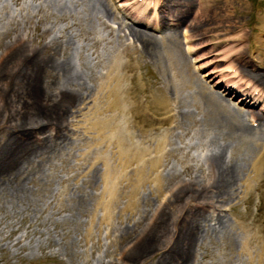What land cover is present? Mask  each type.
Masks as SVG:
<instances>
[{"label":"bare ground","instance_id":"6f19581e","mask_svg":"<svg viewBox=\"0 0 264 264\" xmlns=\"http://www.w3.org/2000/svg\"><path fill=\"white\" fill-rule=\"evenodd\" d=\"M120 2L122 9L127 8L124 17L116 13L110 0H11L23 12L30 5L38 9L37 13L28 10L20 19L5 5L3 10L0 8V91L5 92L0 99V122L2 109L7 113L6 122L0 125V212L5 213L6 209L17 215L21 210L37 208L49 196L48 190H41V196L38 193L46 185L42 177L45 166H38L43 164L41 152L55 154L64 141L67 145L74 143L67 129L57 128L55 121L71 114L70 108L81 100L85 102L92 97L94 136L90 138L97 147L91 149L96 154L91 183L99 192L88 191L87 200L97 201L96 207L108 217L121 196L136 209L142 199L148 200L153 189L150 184H155L156 191L166 192L167 196L150 213L151 218L143 225V239L126 256L132 263L139 259L144 262L155 255L154 264H194L208 239L221 235L234 237L232 232L228 233V211L236 204L237 197L246 196L253 188L256 176L264 173V73L259 72L263 61L260 54L251 52V44L229 54L242 39H250L249 32L238 30L246 23L244 14L250 9L240 0H149V4L155 3L154 13L144 7L140 14L147 19L156 18L154 29L161 32L157 36L126 22L125 17L139 22L141 16L134 12L137 1ZM162 13L165 15L161 16ZM260 15L258 24L264 32V12ZM151 18L144 25L146 28L151 27ZM109 21L118 26L117 36ZM100 26L112 34V42H117L118 47L111 44L110 48H114L107 57L111 62H106L105 75L97 77L88 67L85 50L76 49L72 31H79L92 42ZM120 31L126 40H132L133 46L125 42ZM12 33L14 37H10ZM183 33L187 52L181 39ZM253 40L264 48L263 39ZM229 43L230 51H222ZM134 53L160 62L164 69L176 71L175 75L180 72L183 79L180 88L168 85L167 80L153 82L155 115L143 110V123L134 118L140 116L141 103L120 72L135 68L134 64L122 63L121 54H126L132 62L135 58L130 54ZM188 53H194L195 59ZM234 60L237 64L230 66ZM194 62L203 75L195 71ZM233 68L235 74L231 72ZM9 80L16 86L6 94L8 87L3 91V86ZM16 89L25 95L20 98L21 110L13 113L5 110L4 104L8 98H15ZM40 115L59 136L54 149L39 148L36 139L42 142L45 136L36 137L39 126H26ZM186 118H191L195 125L198 119L197 129L207 132L202 164L197 171L191 169L192 164H188L182 151L186 146L180 144L187 128ZM249 118L257 122L256 127L251 126ZM11 129L16 131L13 138ZM2 132L8 140L2 137ZM36 160L37 164L32 165ZM176 163L183 169H176ZM36 178V186L29 187ZM170 201L180 213L173 218L169 216L172 210L169 213L165 210ZM143 211L148 214L149 210ZM165 226L168 235L162 230ZM21 233L15 239L17 244L29 232ZM247 240L244 247L251 255ZM257 255L260 264H264V249Z\"/></svg>","mask_w":264,"mask_h":264},{"label":"rangeland","instance_id":"374dc122","mask_svg":"<svg viewBox=\"0 0 264 264\" xmlns=\"http://www.w3.org/2000/svg\"><path fill=\"white\" fill-rule=\"evenodd\" d=\"M240 1L247 3L250 12L244 14L246 23L238 30L249 32L250 39L249 41L242 39L235 47V50L233 49L229 54H235L239 49L251 44V52L254 55L259 56L260 54L261 56L263 62L259 64V72L264 73V48L258 43L254 44L253 40L256 37L264 40V32L261 31L258 24V17H261L260 14L264 12V0ZM110 2L120 16V12L116 9L117 4L113 0H110ZM4 5L18 19L30 9H32V12H38V9L31 5L26 12H23L20 10L21 7L18 6L16 8L11 3V0H2L0 6L2 10L5 8ZM125 20L136 29L142 31L141 29L143 28L139 25L132 23L129 19ZM109 25L114 31V35L117 36L119 30L116 23L109 21ZM104 27H98V34L92 42H88L85 37H82L79 31L75 29L72 31L75 35L74 45L76 49L85 50L88 67L94 70L97 77L105 75L104 73H106V67L108 66L106 62H111L107 57L114 48H110L111 44H114L112 42L114 37L111 33L109 35L106 31L108 29L105 27V30L103 29ZM42 28H44V24ZM24 31L23 28L22 32ZM13 33L10 34V37H14L15 34L13 35ZM120 33L124 36L125 42L133 46V43H130L132 40H126L123 31H120ZM182 37L184 36H181V39L185 49V41ZM115 43L114 45L118 47V43ZM237 43L235 42L234 44ZM121 48L119 49L120 51ZM231 48L232 46L229 43L223 47L222 51H230ZM129 51L132 52L133 50L130 49ZM130 55L135 58L132 62H129V57L126 54H121L120 60L126 65L134 64L135 68L133 70L128 68V72L123 69L120 72L126 78V85L133 89L141 103L140 116L135 115L134 118L138 123H143V110L146 114L155 115L156 103L154 102L153 92L156 85L153 82L156 79L159 81L167 80L168 82L166 83L168 85L180 88L183 79L180 72L175 75L173 72L176 71L170 72V68L164 69L163 65L160 66V62L155 63L152 60L140 58L137 53ZM193 59L194 56L192 55ZM236 64L235 60L230 62V66ZM236 68L240 70L239 65ZM236 68H233L232 71L236 70ZM198 73L203 75V72L198 71ZM95 79L94 83L97 82ZM202 79L206 81L205 78ZM14 85L13 81L11 83L10 80L9 83L5 82L3 91L8 87L6 89V94H8ZM145 88H147V91L144 92ZM0 93L1 99L4 97L3 94L5 92L0 91ZM14 95L15 100L8 98L4 106L6 105L5 110H11L16 113L15 110H21L20 107L23 102L20 100L22 94L18 93L17 89ZM93 97L96 98V95ZM134 103L136 104V102ZM70 109L72 111L71 114L65 118L57 117L58 121H55V124H57V128L63 127L67 129V133L71 134L73 139H75L74 143L67 145L64 141L65 144L62 145V148L59 147V151L55 154L41 152L43 164L38 166H45V171H43L45 174H42V177H44L46 185L39 189L38 193L41 196V190L44 192L48 190L49 196L37 208L33 209L30 207L26 212L21 210L17 215H13L12 212H6V209L5 213L0 212V264H154L155 255L148 257L144 262L139 259L133 263L129 261L130 257L126 255H128L133 246L137 245L138 241L143 239V225L149 221L152 216L150 213L157 209L156 206L166 198L167 193H158L156 188H154L155 184H150L153 189L149 198L145 202L142 199L139 207L135 209L126 197L121 196L117 199L118 201H116L111 215L106 217V212L96 207L97 201L95 202L92 198L94 201L90 200L91 203L86 196V194L89 195V192L92 194L99 192L93 188L91 183L93 162L96 157L92 150L97 147L93 139L90 138L94 136L91 125L95 111L93 99L91 97L85 102L81 100ZM2 111L3 121L0 122V125H3L7 120V113L3 109ZM96 114H98V111ZM12 117L14 120L18 119L15 116ZM44 118L43 115L35 117V121L31 122L30 125L27 123L26 126L30 127L32 124L39 126L35 132L36 137L42 139L45 136V139H42L43 143L34 137L38 147L50 146L51 149H54L56 148L55 144L59 141V136L49 124L47 125L44 122L46 121ZM129 118H131V115ZM197 120L195 125L191 118L185 119L187 128L183 132L185 136L183 135V141L180 143L186 146L185 150L182 151H184V155H187L188 164H192L191 169L196 171L202 164L201 155L203 156L204 153L206 136L204 134L206 131L197 129L199 121ZM11 130L13 131V138L16 131L14 129ZM1 131L2 128H0V134ZM72 131L75 133L74 135L71 133ZM175 131L181 132L182 130L176 129ZM3 132L2 137L8 140V136L4 135L5 132ZM192 145L197 146L192 147ZM236 154H239L237 150ZM34 164H37V160L32 165ZM176 165V169H183L179 163H176ZM256 177L254 179L256 183H254L253 188L245 193L247 194L246 196L237 197L235 200L236 204H233L232 210L228 211V217L230 218L228 233L232 232L234 237L229 238L221 235L213 240L208 239L205 245L203 244L200 248L197 256L198 260L194 264H260L257 254H260L262 249H264V173L260 176L261 178ZM97 181L101 185L100 179H97ZM36 183L37 178L35 182L28 185L29 187L36 186ZM141 190L143 197V185ZM43 199L44 197H42ZM187 207L191 209L188 204ZM146 209L149 210L148 214L143 211ZM174 209L170 201L165 210L168 213L172 210L169 214L171 218L180 214L178 209ZM143 214L146 215L144 221ZM181 222L187 224L185 220H181ZM164 228L162 230L166 233V226ZM21 229L29 233L24 234L21 237L22 242L17 244L15 239L22 234ZM167 235L164 237L166 238ZM246 238L250 242L246 246L251 250V255L244 247Z\"/></svg>","mask_w":264,"mask_h":264}]
</instances>
